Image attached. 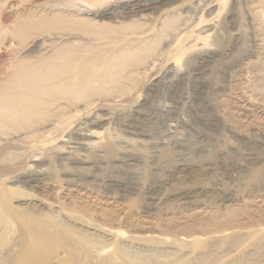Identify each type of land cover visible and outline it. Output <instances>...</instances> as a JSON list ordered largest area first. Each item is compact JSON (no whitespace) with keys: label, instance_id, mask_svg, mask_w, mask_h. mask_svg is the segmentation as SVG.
I'll return each mask as SVG.
<instances>
[{"label":"rangeland","instance_id":"374dc122","mask_svg":"<svg viewBox=\"0 0 264 264\" xmlns=\"http://www.w3.org/2000/svg\"><path fill=\"white\" fill-rule=\"evenodd\" d=\"M197 1L180 44L211 27L186 58L5 149L0 264H264V0Z\"/></svg>","mask_w":264,"mask_h":264},{"label":"bare ground","instance_id":"6f19581e","mask_svg":"<svg viewBox=\"0 0 264 264\" xmlns=\"http://www.w3.org/2000/svg\"><path fill=\"white\" fill-rule=\"evenodd\" d=\"M17 1L0 0V136L7 143L0 149V158L5 149L28 137L21 132L23 127L37 122L45 129L59 123V119L49 118L65 113L67 119L71 112L77 114L81 102L87 107L93 97L128 94L134 89V76L139 77L164 53L167 60L186 58L193 43L211 27L200 16L195 26L203 29L199 27L201 30L190 35V47L181 45L186 36L183 31L192 25L183 12L193 0H53L54 4L61 3L58 7L45 2L48 7H37L38 0L25 6L22 2L26 0ZM219 1L197 3L202 13L209 15L215 6L221 7ZM80 16L87 17L82 20ZM153 17L158 19L156 25L150 19ZM80 34L86 38L75 36ZM40 37L48 43L23 47L27 39ZM161 44H172L173 50L168 47L161 52ZM9 127L16 131L8 133ZM187 242L182 240L180 245ZM119 253L131 260L130 264H141ZM165 264L181 263L175 260Z\"/></svg>","mask_w":264,"mask_h":264}]
</instances>
